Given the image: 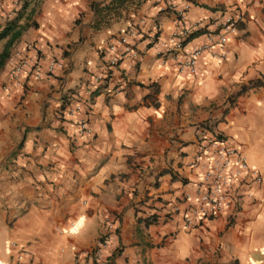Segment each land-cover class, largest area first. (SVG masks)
Instances as JSON below:
<instances>
[{
  "label": "crops",
  "instance_id": "obj_1",
  "mask_svg": "<svg viewBox=\"0 0 264 264\" xmlns=\"http://www.w3.org/2000/svg\"><path fill=\"white\" fill-rule=\"evenodd\" d=\"M23 1L35 27L10 53L34 44L42 64L60 59L64 68L24 78L21 87L9 79L8 60L0 69V264L12 259L11 242L25 247L30 264H82L101 236L110 264H264V0H168L189 3V25L243 13L224 57L203 55L194 77L156 55L153 27L158 45L179 24L155 0L106 17L98 29L91 3L109 0H0V27ZM129 28L137 30L128 39L134 56L121 57L86 99L83 88L106 46ZM205 40L196 36L186 48ZM256 80L263 85L229 105L228 96ZM75 97L89 135L77 134L63 112ZM210 132L238 148L262 183L251 187L232 226L220 215L184 229L180 213L159 215L161 203L164 211L183 205L196 180L188 164ZM144 218L153 223L138 222Z\"/></svg>",
  "mask_w": 264,
  "mask_h": 264
},
{
  "label": "built area",
  "instance_id": "obj_2",
  "mask_svg": "<svg viewBox=\"0 0 264 264\" xmlns=\"http://www.w3.org/2000/svg\"><path fill=\"white\" fill-rule=\"evenodd\" d=\"M155 2L171 11L179 25L165 42L158 45L153 38L157 30L153 27L149 36L150 43L155 45V53L159 58L170 59L175 72L187 77L197 75V65L203 55L211 59H222L229 37L236 34L243 22V13L234 10L222 13L219 21L209 20L205 24L203 21H197L189 25L184 23L185 12L190 6L188 2H182L180 6L168 0ZM197 30H203L201 35H204L205 42L186 48L191 40L189 36ZM136 34L137 30L129 28L109 42L104 50L105 60L100 63L83 88L86 99L98 86L106 82L110 70L117 65L121 57L134 56L128 39L135 37ZM27 52L33 53L32 59ZM36 52L34 44H25L22 50L15 49L10 53L7 59L10 65L8 75L14 87H21L24 78L39 81L55 71L63 70L64 65L60 59H49L42 64ZM62 108L67 117L74 118L77 134H90L87 114L83 102L78 97L71 102L66 101ZM218 135L220 134L210 132L197 142L196 151L188 164L196 180L192 183L191 190L182 194L183 205L173 204L164 211L166 206L161 203L163 210L159 215L164 214L168 217L180 213L181 226L184 229L199 227L203 222L220 215H225V219H233L240 211L241 202L252 197L251 187L262 183L260 173L247 163L241 151ZM10 246L15 252L9 264H30V255L24 246L14 242H11ZM107 247L106 237L97 238L90 250L84 254L82 264H110L107 258L103 260Z\"/></svg>",
  "mask_w": 264,
  "mask_h": 264
},
{
  "label": "trees",
  "instance_id": "obj_3",
  "mask_svg": "<svg viewBox=\"0 0 264 264\" xmlns=\"http://www.w3.org/2000/svg\"><path fill=\"white\" fill-rule=\"evenodd\" d=\"M143 1L144 0H109L106 4L103 5L92 2L91 8L95 12V18L92 23V28L98 29L99 24L101 23L105 24L107 22L106 17L108 19L113 16H117L118 11L122 9L123 10L128 9L130 12H132ZM26 9H27V4L23 1L19 9L16 12H14V16L9 20H6L4 24L0 27V44H2L0 48V69L3 67L5 61L8 59L11 49H13V47L16 45L22 33L28 27H35L34 22L30 21L29 19L28 14L30 12H26ZM202 32L203 30H197L193 32L189 36V40L196 36L201 35ZM157 35L158 32L156 31L153 35V38L155 39ZM262 85H263L262 82L258 80L249 82L247 85H241L240 87H238L236 93L227 97L226 101L229 103V105H232L235 97L245 93L250 89L257 88ZM218 137L221 136L218 135ZM138 222H142L144 225H148L153 223V220L144 218L138 220Z\"/></svg>",
  "mask_w": 264,
  "mask_h": 264
},
{
  "label": "rangeland",
  "instance_id": "obj_4",
  "mask_svg": "<svg viewBox=\"0 0 264 264\" xmlns=\"http://www.w3.org/2000/svg\"><path fill=\"white\" fill-rule=\"evenodd\" d=\"M218 134H220V133H218ZM220 136L221 137H223L221 134H220ZM263 186H264V184H263ZM236 217L237 216H235L233 219H225L224 221V226H226V227H230V226H232V224L234 223V221H235V219H236Z\"/></svg>",
  "mask_w": 264,
  "mask_h": 264
}]
</instances>
